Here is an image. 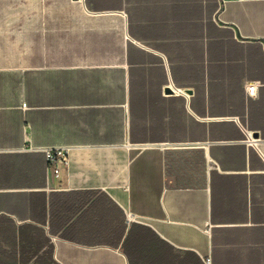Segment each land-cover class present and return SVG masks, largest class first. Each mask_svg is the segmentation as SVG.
I'll return each mask as SVG.
<instances>
[{"label": "crops", "instance_id": "obj_1", "mask_svg": "<svg viewBox=\"0 0 264 264\" xmlns=\"http://www.w3.org/2000/svg\"><path fill=\"white\" fill-rule=\"evenodd\" d=\"M36 2L0 43V227L57 264H264V0Z\"/></svg>", "mask_w": 264, "mask_h": 264}, {"label": "rangeland", "instance_id": "obj_2", "mask_svg": "<svg viewBox=\"0 0 264 264\" xmlns=\"http://www.w3.org/2000/svg\"><path fill=\"white\" fill-rule=\"evenodd\" d=\"M46 8L36 0H0V43L16 45L31 39L35 11L44 12Z\"/></svg>", "mask_w": 264, "mask_h": 264}, {"label": "trees", "instance_id": "obj_3", "mask_svg": "<svg viewBox=\"0 0 264 264\" xmlns=\"http://www.w3.org/2000/svg\"><path fill=\"white\" fill-rule=\"evenodd\" d=\"M4 218L0 217V224ZM18 233H17V232ZM0 227V264H57L51 258V245L44 243L20 242L24 232L21 229ZM120 235L117 236L116 245ZM18 242H17V241Z\"/></svg>", "mask_w": 264, "mask_h": 264}, {"label": "built area", "instance_id": "obj_4", "mask_svg": "<svg viewBox=\"0 0 264 264\" xmlns=\"http://www.w3.org/2000/svg\"><path fill=\"white\" fill-rule=\"evenodd\" d=\"M219 5L221 0H218ZM243 89L248 95H253L256 90L257 81L245 80L243 82ZM24 105V103H22ZM42 151L45 168L54 177L58 176V168L60 165H64L67 161L68 147L67 146H44L37 148Z\"/></svg>", "mask_w": 264, "mask_h": 264}, {"label": "water", "instance_id": "obj_5", "mask_svg": "<svg viewBox=\"0 0 264 264\" xmlns=\"http://www.w3.org/2000/svg\"><path fill=\"white\" fill-rule=\"evenodd\" d=\"M252 136H256L255 132L252 133Z\"/></svg>", "mask_w": 264, "mask_h": 264}]
</instances>
